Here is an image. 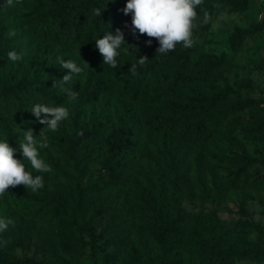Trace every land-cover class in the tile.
Here are the masks:
<instances>
[{
	"label": "trees",
	"instance_id": "1",
	"mask_svg": "<svg viewBox=\"0 0 264 264\" xmlns=\"http://www.w3.org/2000/svg\"><path fill=\"white\" fill-rule=\"evenodd\" d=\"M250 1L203 0L197 11L243 12ZM126 3L21 0L0 7V141L19 149L23 131L40 134L45 126L30 112L37 103L69 109L40 149L52 171L35 172L25 161L44 187H10L0 196V215L7 210L14 221L0 233V242L8 241L0 243V264H264L263 224L184 204H222L233 190L245 202L264 193V175L249 173L264 156L246 151L264 147V99L243 94L240 88H253L247 77L239 88L227 82L232 65L224 51L177 44L157 53L158 41L149 46L147 36L137 39L124 27L131 23L121 11ZM117 28L129 45L112 68L103 65L95 39ZM263 28L235 27L231 50ZM13 50L22 60L8 59ZM143 56L148 62L132 75L131 64ZM61 60L83 69L64 85L79 94L73 101L59 83L53 87L67 74ZM30 235L41 259L16 254Z\"/></svg>",
	"mask_w": 264,
	"mask_h": 264
},
{
	"label": "clouds",
	"instance_id": "2",
	"mask_svg": "<svg viewBox=\"0 0 264 264\" xmlns=\"http://www.w3.org/2000/svg\"><path fill=\"white\" fill-rule=\"evenodd\" d=\"M20 2L21 0H4L0 7L10 8ZM202 4L203 0H127L126 6L121 11L124 15H131V23L126 22L124 27L137 39L139 36H147L149 39L146 43L149 46L155 39L159 43L156 52L168 54L175 50L177 44H182L185 48L193 46L195 43L193 39L195 21L199 15L197 9ZM215 7L219 8L220 5L217 4ZM202 11L203 21L207 23L210 18L209 13L206 10ZM93 13L95 16L102 15L100 9H94ZM8 35L15 36V30L10 31ZM125 43L128 44L125 39V32L120 28L116 29L115 34L109 31L102 38L95 39V46L103 58V65L116 68L118 66L117 57ZM128 50L127 48L124 49L125 52ZM23 55V52L17 53L13 50L8 52L7 57L12 62H16L22 60ZM148 60L147 56L139 58L138 64H131L129 72L136 75L138 65L144 66ZM59 66L66 70L67 74L59 79V82L55 81L53 87L59 83L61 91L65 93L68 101H73L79 94L74 92L71 87H64V85H70L73 74H79L83 69L73 60H61ZM30 112L45 127L41 129L38 136L34 134L31 128L23 131L24 138L19 143V149L13 148L8 141H0V196H3L10 187L15 188L23 185L33 192L44 187L43 176L33 175V172L26 167L25 161L35 172L47 173L52 171L51 166L41 157L40 149L48 146L46 131H57L60 123L69 117V109L63 104L47 106L37 103ZM79 134L83 135L82 132ZM17 151H20L23 160L16 157ZM12 224H14L13 220L0 218V233L7 231ZM0 243L6 246L8 241L4 240Z\"/></svg>",
	"mask_w": 264,
	"mask_h": 264
},
{
	"label": "rangeland",
	"instance_id": "3",
	"mask_svg": "<svg viewBox=\"0 0 264 264\" xmlns=\"http://www.w3.org/2000/svg\"><path fill=\"white\" fill-rule=\"evenodd\" d=\"M209 21L205 23L203 16H199L195 21L193 45L198 48L214 53L222 51L228 54L229 63L232 65L230 74L228 75V83L239 88L238 81L243 77H247L253 84L252 89H242L245 96L251 98L264 99V28L258 33L250 36L239 52H234L227 41L229 33L235 27H247L254 22H264V0H251L248 10L243 12H221L209 16ZM182 45V44H181ZM224 85L225 82H221ZM248 111H242L240 114L247 115ZM246 151L252 157L259 159L264 156V147L255 148L253 144L246 147ZM249 173L253 175H264V164L253 166ZM185 206L189 210H209L218 208L223 217L232 220L243 219L245 216L254 223L264 225V193H257L255 199L245 202L244 195L241 191L233 190L227 201L218 203H201L185 201ZM6 209V208H4ZM0 215V218H6L7 210ZM246 211L247 214L244 212ZM249 231V230H248ZM252 236L254 231L250 230ZM19 257H35L41 259L43 250L34 236H29L27 244L16 250Z\"/></svg>",
	"mask_w": 264,
	"mask_h": 264
}]
</instances>
